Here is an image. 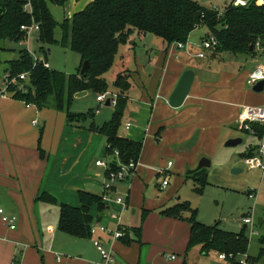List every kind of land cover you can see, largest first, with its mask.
Listing matches in <instances>:
<instances>
[{
    "label": "crops",
    "instance_id": "1",
    "mask_svg": "<svg viewBox=\"0 0 264 264\" xmlns=\"http://www.w3.org/2000/svg\"><path fill=\"white\" fill-rule=\"evenodd\" d=\"M91 1L69 0L62 7L66 10L65 19L82 10ZM69 3L73 11L67 10ZM204 35L205 33L201 34V40ZM164 50L163 44L152 66V74L144 75V68L140 67L139 72L146 85L143 83L135 87L132 81L131 90L127 93L125 132L123 134L120 131V135L141 143L142 152L136 174L115 186L114 193L124 197L125 206L111 202L104 203V212H100L96 205L90 208L94 223L110 230L117 227L116 220L110 217L111 214L116 213L119 216L121 226L127 229L137 228L132 225V214L136 213L138 207L152 205V199L147 196L149 182L145 168L150 160L143 156L147 131L154 135L155 142L161 144L159 150L171 148L180 159L185 154L181 149L184 141L212 139L215 143L221 133L225 141L237 138L228 130L239 131L236 119L240 107L246 105L245 97L240 98L239 92L246 85L249 72L246 71L238 77L239 83H231L227 75L208 83L200 76L203 73L201 68H198L199 72L192 69L195 79L189 95L180 108L173 109L167 104V99L182 72L191 69L194 61L188 59L186 51L185 55H181L172 45L167 51ZM133 59L135 61V56ZM11 60L13 59L10 55H7L5 63L0 62V71L3 68L0 78L4 76L7 63ZM129 70L131 79H134L136 70ZM135 92L137 95H134ZM82 94L84 93L76 95L74 99ZM257 102L260 105L256 106H264V100L257 99ZM97 113L98 110L95 114ZM94 118L93 123L99 126L101 123L97 124ZM34 120L36 125L32 124ZM90 123L86 121L78 127L70 126L66 124L63 112L52 108L39 110L34 106L27 107L25 103L10 96L0 98V209L6 215L16 217L15 230H10L0 221V264H102L100 254L92 243L97 238L106 248L113 250L115 259L121 264H186L185 249L190 227L185 221L159 217L156 214V211L158 213L168 206L169 203L160 205L164 200L153 202L155 206L147 207L149 210L143 209L148 218L146 217L147 220L141 227L139 243L133 242L125 246L120 241H112L105 233H97L96 237L90 239H77L59 232L58 222L55 227H47L46 232L50 234L47 242L39 224L46 206L55 205L59 216V204L79 207V191L98 196L102 194L104 171L95 166V161H109L106 155V139L89 131ZM128 123L131 126L126 128ZM252 138L255 142L242 155L254 154L259 147L258 138ZM199 160L196 158L187 162L184 159L183 163L189 166L187 169L193 170ZM172 167L173 164L164 175L169 176ZM148 170L164 178L162 170ZM259 177L260 188L264 179H261V174ZM161 183L156 185L158 190L162 189ZM168 186L169 181L164 189ZM259 191L260 189L255 191L257 196ZM44 193L53 198L55 203L39 201ZM150 195H154V192ZM129 211L130 216L125 215ZM17 218L20 220L18 225ZM263 223L261 218V224L257 226ZM28 225L31 233L27 231ZM247 255L253 258L248 252ZM61 256L63 257L60 258ZM171 256L175 259L171 260ZM181 256L183 258L179 259ZM252 264H264V261Z\"/></svg>",
    "mask_w": 264,
    "mask_h": 264
},
{
    "label": "trees",
    "instance_id": "2",
    "mask_svg": "<svg viewBox=\"0 0 264 264\" xmlns=\"http://www.w3.org/2000/svg\"><path fill=\"white\" fill-rule=\"evenodd\" d=\"M31 13L24 10L25 0H0V51L6 49L2 44L26 40L25 33L20 30L23 25L32 22L39 25L37 42L41 45H59L79 55L80 65L89 61L90 66L84 75L80 69L76 74L67 75L62 71L46 68L42 63L33 66V60L26 49L19 51L17 59L7 63L4 70L11 78H18L27 73V92L17 91V84L10 85L8 92L11 98L32 105L39 110L52 108L65 113L66 124L78 127L91 120L88 130L105 137L106 155L118 151L119 161L123 164L138 161L142 144L120 135L122 120L127 111V93L132 87L130 76H118L113 87L119 90L113 114L108 122L101 125L93 123L94 113L74 114L70 107L74 97L83 92L101 95L107 92L108 84L104 75L114 64L118 48L128 42L130 35L152 34L159 38L165 46V51L171 44H186L190 34L200 27L205 29V35H212L217 46L213 52L229 53L233 56L248 54V49L258 39H264V5L250 2L244 7L231 4L223 6L222 14L211 8L202 6L195 0H92L82 10L74 13L70 19L57 23L51 14L48 4L64 7L69 0H29ZM59 28L61 37L54 39V31ZM203 37V38H204ZM202 38V39H203ZM42 59L47 63V55ZM255 127V126H254ZM260 130L259 136H261ZM242 155V157H248ZM115 168V164L111 165ZM197 170L189 175L196 177L199 187L198 194L207 184V174ZM203 174L199 176V174ZM187 175V176H189ZM39 201L55 203V200L43 194ZM79 207L59 204L57 229L77 239H90V226L94 218L90 208L96 205L100 212L106 210L102 197L88 192H78ZM143 211V217L146 216ZM162 217L172 218L188 223L189 238L185 256L195 247L207 256L210 252L225 255V264H239V259L246 255L249 264L264 261V236L259 239L260 250L256 258L247 255L249 240L245 230L232 233L223 230L218 223L207 226L197 221V212L190 209L187 203L177 202L159 211ZM143 218V219H144ZM141 227L126 229L123 245L140 242Z\"/></svg>",
    "mask_w": 264,
    "mask_h": 264
},
{
    "label": "rangeland",
    "instance_id": "3",
    "mask_svg": "<svg viewBox=\"0 0 264 264\" xmlns=\"http://www.w3.org/2000/svg\"><path fill=\"white\" fill-rule=\"evenodd\" d=\"M84 1L87 0H83V2ZM195 1L207 8H217L219 11H222L224 4L228 0ZM72 5H74V3H72ZM48 7L58 24L65 19L66 10L52 4H48ZM70 9H72V7L69 3L67 10L70 11ZM203 33H205L203 27L192 32L188 38L187 47L192 55L202 52L205 56L203 59L195 57L190 58L188 56V59L194 61L191 63V69L196 72H199L198 68L202 69L203 73L200 74V76L204 77L206 82L212 83L217 81L220 77L227 75L228 78L230 77L229 81L231 83H239L238 77H240L242 73L246 71L250 73L256 66L260 64L264 65V57L254 52L251 55L242 54L233 56L229 53L201 49L200 42L201 34L203 35ZM60 37L61 31L59 28H56L54 31V39L59 40ZM36 38L37 33H34L27 43L6 42L2 44L6 50L5 52L0 51V62L5 63L4 61L7 55H10L12 59H17L19 51L22 49H27L31 54L40 58L44 53L39 47L43 46V51L47 55V64L50 69L62 71L67 75L78 73V70L81 68L78 54L71 52L69 49H64L59 45H41L37 42ZM162 45L163 43L159 38L149 33L141 35L140 37L135 34L130 35L127 44L119 46L112 68L104 75L109 86L106 92L107 98L113 95H120L119 90L113 87V82L118 76H130L131 71L129 69L133 68V70H136L134 79L130 80L131 85L132 81L135 87L143 83L146 85L139 69L140 67L144 68V75L146 76L152 74V66L155 58L162 49ZM177 51L180 52L181 55H185V50ZM134 56L135 61L133 59ZM3 77L4 76L0 78V87L2 88ZM83 93L84 94L73 100L70 111L83 114L92 111L95 117L94 121L97 124L108 122L113 114L114 107L111 105L105 106L97 102L96 97L98 95L92 92L87 91ZM239 94L241 95L239 96L240 98L245 97L244 103L248 106L260 105L257 99L264 100V91L259 94L254 93L247 85L242 87ZM134 95H137V92H135ZM97 110L98 113L95 114ZM125 118L126 117L123 118L120 128L123 134L125 132ZM87 121L91 122L90 119ZM250 130L255 132L254 136L250 135L246 130H228L242 140V143L234 148H226L224 146L227 140H224L222 133L218 136L215 143L212 139L210 141H184V143L181 144L182 153H185L182 154L184 155L182 159H180L171 148L159 150L161 144L155 142L154 135L149 134L147 131L145 137L146 144L143 146V156L146 160H150L145 164V168L147 169V181L149 182L147 183L149 184V193L147 196L150 197L153 202L164 200L160 205L169 203L167 207L174 205L176 202L187 203L190 209L197 212V221L207 226H213L218 223L220 228L232 233H238L242 230L243 224L241 218L245 217L247 213L250 214V218L255 223L254 230L257 232V236L252 238L249 237L247 230H245V234L249 240L248 253L251 257L256 258L260 248L259 239L264 236V223L261 226H257L256 224L258 218H263L264 221V183L261 182L263 184L259 188V172L248 171L243 164V159L245 157H242V159L241 155L245 153L250 144L255 142L252 137L258 138L259 142L264 137V124H252ZM260 130H262L261 136H259ZM196 158H206L210 161V167L204 170V173L207 174V184L202 188L201 194L196 192V188L199 187L195 180L196 177L193 178L192 175L187 176V171L190 169H187L189 166L183 163L184 159L188 162ZM168 161L173 164L168 176L169 186L166 189L158 190L156 185L163 181L161 178L163 176H157L148 169L156 168L157 170H162L167 166ZM177 169L180 170L178 171ZM233 169H239L241 172L233 173ZM204 173L199 174V176H203ZM258 189H260V191L257 199L255 201L249 199L247 193ZM153 192L154 195H150ZM153 202L152 205H148L147 207L155 206ZM147 207H138L136 213L132 214L133 226H143L144 221L148 218L147 214L145 218L143 217V209H148ZM56 209L55 205L46 206L45 212H42L43 216L39 221L47 242H49L50 239V234L46 232L47 227H55L58 222V213ZM128 214L130 216V211L125 213V215ZM156 214L162 217L157 211ZM19 221L20 220L17 218V225ZM27 228V231L31 233L29 225ZM62 257L63 256L60 258ZM181 258H183V256L179 257V259ZM186 264H225V261L218 259V254L215 252H210L207 256H203L200 253L199 247H195L189 251L186 257Z\"/></svg>",
    "mask_w": 264,
    "mask_h": 264
},
{
    "label": "built area",
    "instance_id": "4",
    "mask_svg": "<svg viewBox=\"0 0 264 264\" xmlns=\"http://www.w3.org/2000/svg\"><path fill=\"white\" fill-rule=\"evenodd\" d=\"M26 4L24 5V10L31 13V5L29 0H25ZM250 2H255L258 5H264V0H228L224 6L227 4H231L235 7H244L248 5ZM218 12L219 15L222 14V11H219L217 8H211ZM20 30L25 33L26 40L21 41L20 43H27L29 41V38L32 34L38 33L39 31V25L35 22H32L31 25L26 26L23 25L20 27ZM172 48H175V50H185L187 55L189 57H195L199 59H203L205 56L202 52H198L195 55H192L189 51L186 44H171ZM217 46L216 39L212 36H206L204 37L200 42V48L203 50H210L213 51ZM253 47L254 53L257 55L264 57V39H258ZM27 50V49H26ZM28 51V50H27ZM29 52V51H28ZM30 53V52H29ZM32 60H33V66H35L37 63H42L44 67L49 68V65L43 61L42 57H37L33 54H31ZM27 73L20 74L16 80V78H11L9 74L4 73V79H3V88L0 91V98H5L7 96L11 97V94L8 92V88L10 85H13L16 83V81H20V84H17V91L21 93L27 92ZM264 81V65H258L256 68L249 73L247 79H246V85L249 88H252L254 85H256L258 82ZM109 99V105L115 107L116 104V95H113L112 97L107 98V93L98 95L96 97V101L99 102L102 105H105L106 100ZM27 107H30L32 105L26 104ZM33 125H36V121H32ZM236 124L238 130H246L250 133V135L254 136V131L250 130V126L252 124H264V106H248L243 105L240 107ZM131 124H127L126 128H129ZM106 147H108L106 145ZM109 161L105 160H97L95 161V166L101 168L104 171V180L102 182V201L103 203H115L117 205L125 206L124 197L116 196L114 193L115 186L127 179L132 178L136 174V170L138 167V161H130L127 164H123L119 161V154L118 151L114 150L112 155L108 156ZM110 159H112L110 161ZM115 164V168H112L111 165ZM243 164L245 165L246 169L248 171H258L261 174V179H264V137L261 139L259 147L257 148L256 152L248 157H245L243 159ZM171 162L168 163L165 170H162L161 173L164 175L168 168L171 167ZM168 185V175H164L163 181L161 183L162 189H164ZM256 190H252L247 193V196L251 200H256L257 193ZM110 217L113 220H116L117 227L115 230H110L106 228L105 226L99 225L97 223H92L90 226V235L91 238L96 237L97 233H105L107 234L112 241H118L119 239L123 238L125 235V231L127 228L123 227L119 223V216L116 213H113L110 215ZM0 221L2 224L6 225L10 230L16 229V217L14 216H8L4 213L2 209H0ZM241 222L243 225H245V229L248 231L249 237H255L257 236V232L254 230L255 223L250 218V214L247 213L245 217L241 218ZM93 246L96 248V250L100 254V258L102 260V264H121L119 261H117L114 257L113 250L111 248H106L100 240L97 238L96 240H92ZM171 260H174L175 257L171 256ZM218 259L220 260H226L225 255H218ZM15 264V263H11ZM239 264H249V260L246 255H243L239 259Z\"/></svg>",
    "mask_w": 264,
    "mask_h": 264
},
{
    "label": "water",
    "instance_id": "5",
    "mask_svg": "<svg viewBox=\"0 0 264 264\" xmlns=\"http://www.w3.org/2000/svg\"><path fill=\"white\" fill-rule=\"evenodd\" d=\"M252 51H253V47L250 46L248 49V52L251 53ZM89 66H90L89 61L87 60L84 61L82 63L79 74L84 75L86 71L89 69ZM194 79H195V72L192 69H186L182 72L174 89L172 90L171 94L169 95L167 99V104L169 105V107L173 109H178L184 104L186 98L189 95ZM251 90L257 94L262 93L264 91V81L258 82L256 85H254L251 88ZM105 106H109V99L106 100ZM241 143H242V140L240 138H232V139H228L225 142L224 146L226 148H234L240 145ZM209 167H210V161L207 160L206 158H201L196 168L193 170L187 171V174H191L197 170L207 169ZM232 172L238 173L240 172V170L233 169ZM260 224H261V218H258L257 225H260ZM245 227L246 226L244 225L243 229H245Z\"/></svg>",
    "mask_w": 264,
    "mask_h": 264
}]
</instances>
